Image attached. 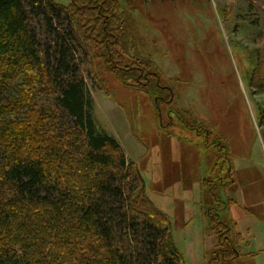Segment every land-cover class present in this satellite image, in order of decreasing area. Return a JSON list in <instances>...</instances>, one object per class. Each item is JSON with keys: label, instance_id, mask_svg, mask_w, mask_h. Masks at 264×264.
Listing matches in <instances>:
<instances>
[{"label": "trees", "instance_id": "trees-1", "mask_svg": "<svg viewBox=\"0 0 264 264\" xmlns=\"http://www.w3.org/2000/svg\"><path fill=\"white\" fill-rule=\"evenodd\" d=\"M135 10L133 0H0V264H185L138 165L97 125L80 69L106 96L103 70L118 81L134 71L160 127L175 92L141 55ZM218 154L199 182L211 200L215 170L234 172L233 156ZM228 245L227 261L241 258Z\"/></svg>", "mask_w": 264, "mask_h": 264}, {"label": "rangeland", "instance_id": "rangeland-1", "mask_svg": "<svg viewBox=\"0 0 264 264\" xmlns=\"http://www.w3.org/2000/svg\"><path fill=\"white\" fill-rule=\"evenodd\" d=\"M133 5L141 55L176 101L159 107V129L151 98L129 80L140 78L134 71L122 70L118 81L103 70L106 96L90 84L82 64L97 125L138 165L148 197L172 224L185 264H264V0ZM185 109L214 133L188 119ZM225 152L233 156L234 183L228 184L226 166L215 170L205 183L215 192L211 200L199 182L218 153L227 158ZM226 241L241 258L227 261Z\"/></svg>", "mask_w": 264, "mask_h": 264}]
</instances>
